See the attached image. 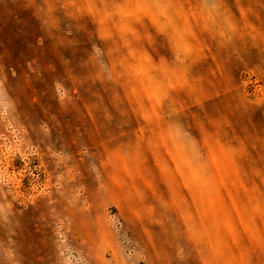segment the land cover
I'll return each mask as SVG.
<instances>
[{
  "label": "rangeland",
  "instance_id": "1",
  "mask_svg": "<svg viewBox=\"0 0 264 264\" xmlns=\"http://www.w3.org/2000/svg\"><path fill=\"white\" fill-rule=\"evenodd\" d=\"M0 264H264V0H0Z\"/></svg>",
  "mask_w": 264,
  "mask_h": 264
}]
</instances>
